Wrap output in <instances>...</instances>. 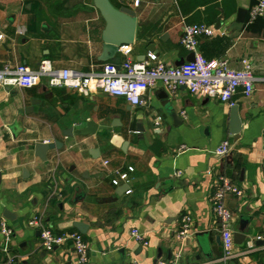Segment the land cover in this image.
<instances>
[{"label": "crops", "instance_id": "0c3cea01", "mask_svg": "<svg viewBox=\"0 0 264 264\" xmlns=\"http://www.w3.org/2000/svg\"><path fill=\"white\" fill-rule=\"evenodd\" d=\"M110 1L137 13L133 61L152 65L156 55L169 66L184 64L191 51L180 43L183 26L206 24L215 33L200 37L202 54L226 57L233 68L250 58L254 92L239 90L229 104L159 83L144 92L145 104L135 106L121 96L87 95L45 80L0 86V224L13 230L14 264H81L72 242L42 247L40 229L29 224L35 216L57 234L87 223L86 264H224L211 200L221 173L244 191L226 199L235 242L227 264H264V15L250 21L259 0H143L137 7ZM241 9L246 17L240 26ZM106 27L96 0H0V68H36L45 58L54 67L85 72L107 62L120 65L126 58L121 47L114 58L100 60ZM234 105L241 120L236 133ZM226 139L233 144L229 155L215 154ZM56 140L63 145L49 149L46 160L36 155V142ZM129 166L130 179L114 185L115 171ZM6 209L14 219L4 216ZM187 213L193 220L183 233ZM135 229L148 244L135 238ZM237 232L247 233L243 242H236ZM2 239L0 230V264Z\"/></svg>", "mask_w": 264, "mask_h": 264}, {"label": "built area", "instance_id": "2783aa9c", "mask_svg": "<svg viewBox=\"0 0 264 264\" xmlns=\"http://www.w3.org/2000/svg\"><path fill=\"white\" fill-rule=\"evenodd\" d=\"M131 6L141 5L143 0H125ZM264 15V0L251 9L250 21ZM215 29L206 24H185L180 43L189 51L194 52L192 61H187L178 66H169L162 61H157L156 55L151 59L156 60L152 65L146 62H136L130 58L131 46L123 45L121 50L126 56L122 64L107 62L99 71H80L71 68L54 67L50 59H42L36 68L27 64L6 65L0 68V86L22 87L25 85H37L46 81L51 86H66L83 94H91L94 91L121 96L135 106L145 104L144 92L159 83L163 84L171 92L181 87L187 88L192 94L219 99L222 102L234 104V97L242 92L250 96L255 89L257 80L253 72V62L250 58L241 59V67H231L226 57L207 58L199 49L200 37L211 36ZM2 35H0V38ZM233 148L230 139L224 140L215 150V154L226 157ZM108 160L104 163L108 164ZM133 166L115 171L112 178L114 185H120L130 179ZM127 192H131L130 189ZM243 189L226 173H221L217 178V186L213 191L211 200L213 211L219 220V230L223 244L221 261L227 264L234 256V228L233 213L226 204L229 195L241 196ZM192 216L187 213L182 216V232L187 233L192 223ZM33 227L40 229L41 245L45 250H53L58 245L72 242L78 254L79 262L86 264L89 259V242L80 231L64 232L57 234L45 223L43 218L35 216L29 222ZM3 236L1 248L4 253L2 264H14L15 254L11 251L10 240L13 230L5 221L0 224ZM135 238L148 244L146 237L133 230ZM127 264H138L129 262ZM155 264H181L178 260L160 259Z\"/></svg>", "mask_w": 264, "mask_h": 264}, {"label": "water", "instance_id": "95a60500", "mask_svg": "<svg viewBox=\"0 0 264 264\" xmlns=\"http://www.w3.org/2000/svg\"><path fill=\"white\" fill-rule=\"evenodd\" d=\"M96 4L107 21V27L104 35L103 52L100 56V60L107 61L114 58L118 54L121 46L129 45L134 42L137 26V13L134 9L127 6L116 8L110 0H96ZM245 17L246 10L241 9L237 18L238 25H243V23L245 22ZM194 57V52H191V55L188 60L192 61L194 60ZM165 97L170 100V93H166ZM171 111L173 112V109H171ZM233 122L235 125V130H233V132L236 133L239 131V127H241V120L239 118L236 105L233 106ZM151 126L156 127L153 123H151ZM88 127L89 129H95L97 127V124H95L93 121H90L88 122ZM62 145L63 144L59 140H56L54 142H36V155L39 156L41 159L46 160L47 151L49 149L55 147L59 148ZM4 216L10 219L15 218V214L8 209L4 211ZM74 226L83 234H86L89 229V225L81 221L75 222ZM246 237V232L235 233L236 242H243ZM121 251H124L123 248L121 249Z\"/></svg>", "mask_w": 264, "mask_h": 264}]
</instances>
